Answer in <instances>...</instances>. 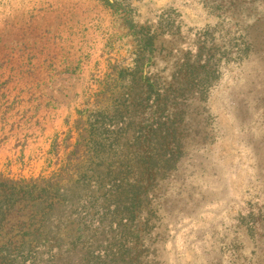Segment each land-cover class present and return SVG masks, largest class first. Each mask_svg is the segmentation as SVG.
Returning a JSON list of instances; mask_svg holds the SVG:
<instances>
[{
    "label": "rangeland",
    "instance_id": "rangeland-1",
    "mask_svg": "<svg viewBox=\"0 0 264 264\" xmlns=\"http://www.w3.org/2000/svg\"><path fill=\"white\" fill-rule=\"evenodd\" d=\"M110 1L0 0L24 264H264V0Z\"/></svg>",
    "mask_w": 264,
    "mask_h": 264
},
{
    "label": "trees",
    "instance_id": "trees-1",
    "mask_svg": "<svg viewBox=\"0 0 264 264\" xmlns=\"http://www.w3.org/2000/svg\"><path fill=\"white\" fill-rule=\"evenodd\" d=\"M104 1L112 4L110 0ZM41 192L46 193L44 190H41ZM146 194L147 192H140L137 198H145ZM25 195L26 194L21 191H2L0 194V198H2L0 202V264H15L18 258H22L20 264H24L26 259L23 254L33 251L38 246V243L40 244L38 238H31L29 236L31 233V226L28 221L30 216L36 213H33L35 210H32L31 205L27 202L29 197L26 198ZM54 196L55 193L51 194V199ZM38 197H40V195ZM31 203H35V200L33 199ZM36 204L39 205H35V208L40 207V210L43 209L44 205L41 202ZM50 204L51 203H49V205ZM131 205L134 206V204ZM17 215L21 217L16 219L15 222H11L10 219ZM35 256L31 259L35 260Z\"/></svg>",
    "mask_w": 264,
    "mask_h": 264
}]
</instances>
